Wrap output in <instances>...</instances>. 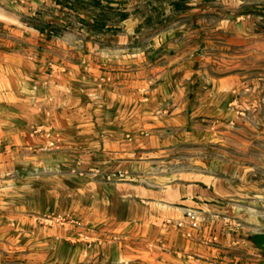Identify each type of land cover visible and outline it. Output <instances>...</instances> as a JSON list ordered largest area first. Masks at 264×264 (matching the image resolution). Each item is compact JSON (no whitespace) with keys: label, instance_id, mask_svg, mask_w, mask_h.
Masks as SVG:
<instances>
[{"label":"crops","instance_id":"0c3cea01","mask_svg":"<svg viewBox=\"0 0 264 264\" xmlns=\"http://www.w3.org/2000/svg\"><path fill=\"white\" fill-rule=\"evenodd\" d=\"M259 231L264 0H0V264H264Z\"/></svg>","mask_w":264,"mask_h":264},{"label":"built area","instance_id":"2783aa9c","mask_svg":"<svg viewBox=\"0 0 264 264\" xmlns=\"http://www.w3.org/2000/svg\"><path fill=\"white\" fill-rule=\"evenodd\" d=\"M54 142H51L53 145ZM207 217L201 214L200 211L196 209H187L184 215V218L178 221L179 225H183L185 222H188L193 227H200L205 221Z\"/></svg>","mask_w":264,"mask_h":264},{"label":"water","instance_id":"95a60500","mask_svg":"<svg viewBox=\"0 0 264 264\" xmlns=\"http://www.w3.org/2000/svg\"><path fill=\"white\" fill-rule=\"evenodd\" d=\"M255 245L261 250L264 257V231H259L252 236Z\"/></svg>","mask_w":264,"mask_h":264}]
</instances>
